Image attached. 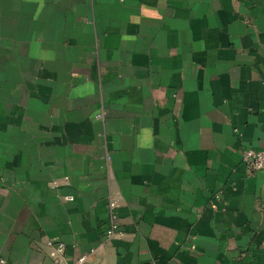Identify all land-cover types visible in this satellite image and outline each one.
<instances>
[{"label":"crops","instance_id":"obj_1","mask_svg":"<svg viewBox=\"0 0 264 264\" xmlns=\"http://www.w3.org/2000/svg\"><path fill=\"white\" fill-rule=\"evenodd\" d=\"M246 148L264 0H0V264H264Z\"/></svg>","mask_w":264,"mask_h":264},{"label":"built area","instance_id":"obj_2","mask_svg":"<svg viewBox=\"0 0 264 264\" xmlns=\"http://www.w3.org/2000/svg\"><path fill=\"white\" fill-rule=\"evenodd\" d=\"M104 114H97V118L103 117ZM243 161L250 170L253 171H264V150H255L252 148H246L243 151ZM119 203L116 199L111 198L109 200L108 208L110 214V227L107 231L108 237H114L117 235H122L119 231V224L117 222V208ZM47 246L50 248V257L53 259L54 264H86L88 255L83 254L73 260V262L68 263L66 260V244L63 241L47 240ZM1 263H5L3 259L0 260Z\"/></svg>","mask_w":264,"mask_h":264}]
</instances>
